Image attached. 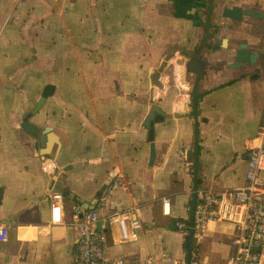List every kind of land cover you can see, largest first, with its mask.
<instances>
[{
  "label": "crops",
  "instance_id": "crops-1",
  "mask_svg": "<svg viewBox=\"0 0 264 264\" xmlns=\"http://www.w3.org/2000/svg\"><path fill=\"white\" fill-rule=\"evenodd\" d=\"M232 4L264 13V0H0V264H71L74 205L98 209L107 258L170 264L164 253L192 252L225 263L233 224L211 221L190 235L174 223L190 220L194 192L244 184L264 123V54L230 67L228 51L264 49V17H222ZM217 37L227 43L210 50ZM41 98L28 121L51 127L46 154L20 127ZM153 105L164 118L150 162ZM114 171L122 177L101 203ZM54 192L64 223L49 225ZM129 206L141 226L122 241L106 216Z\"/></svg>",
  "mask_w": 264,
  "mask_h": 264
},
{
  "label": "built area",
  "instance_id": "built-area-1",
  "mask_svg": "<svg viewBox=\"0 0 264 264\" xmlns=\"http://www.w3.org/2000/svg\"><path fill=\"white\" fill-rule=\"evenodd\" d=\"M257 144L250 147L246 159L245 182L239 187L215 191L202 189L196 193L191 207L192 233L200 235L211 221H223L236 227L230 244L232 252L224 264H262L264 255V123L256 134ZM121 174L114 171L104 189L100 202L106 201L109 194L117 187ZM63 196L54 192L50 201L49 225L62 224ZM162 204L169 205V198H162ZM133 207L115 210L106 216V220L116 226L119 240H126L130 231L140 228L141 223L133 214ZM97 208L87 209L74 205L71 209L69 224L74 226L77 237L71 264H125L121 258H107L105 247L107 236L100 226ZM176 229L189 230V221L177 220ZM8 237V226L0 223V242ZM170 264H208L190 252L183 256L170 253L162 255ZM152 255L147 263H152Z\"/></svg>",
  "mask_w": 264,
  "mask_h": 264
},
{
  "label": "water",
  "instance_id": "water-1",
  "mask_svg": "<svg viewBox=\"0 0 264 264\" xmlns=\"http://www.w3.org/2000/svg\"><path fill=\"white\" fill-rule=\"evenodd\" d=\"M221 16L224 18H229L234 21H241L244 16H251L255 18H262L264 17V13L249 9V8H242L236 4H232L231 6H224L221 11ZM219 34V29L217 28L215 31V35ZM227 43L226 38H221L217 37L214 39V44L210 47V50H218L221 48V46L225 45ZM228 51L233 53V62L229 64L230 67H241V66H248V65H253L257 62L259 55L264 54V49L258 47L257 49H250L248 46V43L242 42L239 43L238 46L234 49H228ZM199 65L201 67L194 69V73L197 75L195 84H194V90L192 94V104L195 109L196 107V94H195V87L197 85L198 80L200 79V72L202 71L204 67V61H200ZM44 99L41 98L37 105L28 113H25L22 116V122L20 123V127L29 133L33 138L36 139L35 142V149L38 150V147H41L43 150L42 153L46 154L49 150L50 142L48 141L47 135L51 132V127L46 126L43 129H40L38 126L34 125L33 123L29 122L28 119L34 114L42 105ZM195 111V110H194ZM164 118V113L163 111L157 106L153 105L151 108L150 113L145 119V126L148 128L147 132V139L150 141V162H152L154 158V145L152 143L153 140V135H154V123L159 122ZM196 126V136L198 134V129H197V122L195 124ZM56 143V142H54ZM196 197V192H194L191 207L194 205ZM191 224H192V215L189 220V234H192V229H191Z\"/></svg>",
  "mask_w": 264,
  "mask_h": 264
},
{
  "label": "trees",
  "instance_id": "trees-1",
  "mask_svg": "<svg viewBox=\"0 0 264 264\" xmlns=\"http://www.w3.org/2000/svg\"><path fill=\"white\" fill-rule=\"evenodd\" d=\"M195 94H196V105H197V100L199 99L200 94L197 91L195 92Z\"/></svg>",
  "mask_w": 264,
  "mask_h": 264
}]
</instances>
